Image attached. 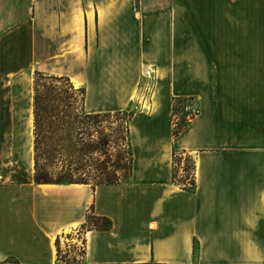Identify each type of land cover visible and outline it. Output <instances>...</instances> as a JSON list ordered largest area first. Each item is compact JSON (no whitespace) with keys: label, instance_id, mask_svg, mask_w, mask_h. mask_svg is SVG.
I'll return each mask as SVG.
<instances>
[{"label":"crops","instance_id":"1","mask_svg":"<svg viewBox=\"0 0 264 264\" xmlns=\"http://www.w3.org/2000/svg\"><path fill=\"white\" fill-rule=\"evenodd\" d=\"M36 72L87 114L133 109L127 182H34ZM182 98L197 114L173 135ZM0 264H264V0H0Z\"/></svg>","mask_w":264,"mask_h":264},{"label":"rangeland","instance_id":"2","mask_svg":"<svg viewBox=\"0 0 264 264\" xmlns=\"http://www.w3.org/2000/svg\"><path fill=\"white\" fill-rule=\"evenodd\" d=\"M33 177L48 182H86L88 185L127 182L131 153L128 121L133 109L88 117L82 93L66 79L36 72L33 75ZM194 105L188 98L175 101L177 127L187 124L183 108ZM185 128V127H184ZM183 128V129H184ZM189 183L192 161L185 154L175 156V179ZM91 226L92 222L89 221ZM79 230L58 240V257L76 261L82 257Z\"/></svg>","mask_w":264,"mask_h":264},{"label":"built area","instance_id":"3","mask_svg":"<svg viewBox=\"0 0 264 264\" xmlns=\"http://www.w3.org/2000/svg\"><path fill=\"white\" fill-rule=\"evenodd\" d=\"M152 75L153 73L150 70H147L143 74V78L146 80L152 81ZM151 92H152V85L149 83L145 86L144 92L141 94V96L137 99L138 105H140V108L147 111L149 110L150 105V99H151ZM173 105H175L173 101ZM184 116L185 118H188L187 121L191 118H193L197 114V108L194 105L185 106L183 108ZM172 119H173V128H177L176 122L178 121L177 116L175 115V111H172ZM186 126V125H185Z\"/></svg>","mask_w":264,"mask_h":264},{"label":"trees","instance_id":"4","mask_svg":"<svg viewBox=\"0 0 264 264\" xmlns=\"http://www.w3.org/2000/svg\"><path fill=\"white\" fill-rule=\"evenodd\" d=\"M175 101H181V99H175L174 103H175ZM173 111H175V105H173ZM131 115H132V113L130 114L129 118L131 117ZM88 117L98 118V117H100V114H93V115H90ZM184 127H185V125H182L180 127L174 128L173 131H172L173 135H177ZM33 179H34V182L37 183V184H87L86 182H81V183L62 182V180H59L58 182H54V183L53 182H48V181H46V179L42 175H39V174H35ZM101 184L102 183L97 184V185H101ZM106 184H114V183H106ZM89 221L92 222L91 226H94L96 228L99 227V228H102V229H108L110 227V221L106 220V219H103V218L95 219L93 216L89 215L87 223ZM193 256H196V246L195 245L193 246ZM59 260H61V259H59ZM61 261H63V260H61Z\"/></svg>","mask_w":264,"mask_h":264}]
</instances>
